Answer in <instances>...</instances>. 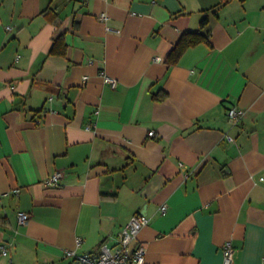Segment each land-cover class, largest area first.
<instances>
[{"label": "crops", "instance_id": "obj_1", "mask_svg": "<svg viewBox=\"0 0 264 264\" xmlns=\"http://www.w3.org/2000/svg\"><path fill=\"white\" fill-rule=\"evenodd\" d=\"M136 214L144 264H264V0H0V264H75Z\"/></svg>", "mask_w": 264, "mask_h": 264}, {"label": "built area", "instance_id": "obj_2", "mask_svg": "<svg viewBox=\"0 0 264 264\" xmlns=\"http://www.w3.org/2000/svg\"><path fill=\"white\" fill-rule=\"evenodd\" d=\"M99 19L106 20L105 15L99 16ZM107 82L112 86H115V80L107 78ZM243 115L242 110L238 108H231L227 112L229 119L238 121ZM149 136H154L155 133L150 131ZM228 141H232L231 137H227ZM62 178L60 172L53 174L47 181V184L57 186L59 180ZM166 207H161V212H165ZM18 224L25 225L29 220V215L24 212H20L17 215ZM148 218L144 214H136L132 216L129 222L119 232L117 236V244L115 248H110L106 244L100 246L97 254H80L76 255L75 252H67L68 256L75 258V264H144L145 263V248L137 242V235L139 231L148 224ZM81 240H78L80 244ZM2 254L7 253L5 244L0 246ZM223 264H234V248L230 242H226L222 247Z\"/></svg>", "mask_w": 264, "mask_h": 264}, {"label": "trees", "instance_id": "obj_3", "mask_svg": "<svg viewBox=\"0 0 264 264\" xmlns=\"http://www.w3.org/2000/svg\"><path fill=\"white\" fill-rule=\"evenodd\" d=\"M207 22V19L202 20V25H205ZM202 42H208V39L206 36H204L200 32H186L183 33L178 41V43L175 45V47L169 52L166 62L169 66L175 65L181 56L184 54L186 50H188L191 47H194ZM51 54L54 55H61L64 56L66 53V45L64 43V36L61 35L54 41L51 50ZM162 98V97H161ZM1 222H6L4 218L0 217Z\"/></svg>", "mask_w": 264, "mask_h": 264}]
</instances>
